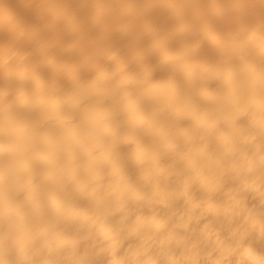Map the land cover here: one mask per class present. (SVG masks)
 I'll return each instance as SVG.
<instances>
[{
    "label": "bare ground",
    "instance_id": "6f19581e",
    "mask_svg": "<svg viewBox=\"0 0 264 264\" xmlns=\"http://www.w3.org/2000/svg\"><path fill=\"white\" fill-rule=\"evenodd\" d=\"M260 17L0 0V264H259Z\"/></svg>",
    "mask_w": 264,
    "mask_h": 264
},
{
    "label": "snow or ice",
    "instance_id": "6c2138e0",
    "mask_svg": "<svg viewBox=\"0 0 264 264\" xmlns=\"http://www.w3.org/2000/svg\"><path fill=\"white\" fill-rule=\"evenodd\" d=\"M260 8H261V33L262 36H264V0H260ZM262 71H261V83L262 87H264V55H262ZM262 255H264V242H262ZM8 264H22V262L19 261H9ZM32 264H57V262H39V261H33ZM240 264H255L254 261H242ZM259 264H264V259H262Z\"/></svg>",
    "mask_w": 264,
    "mask_h": 264
}]
</instances>
